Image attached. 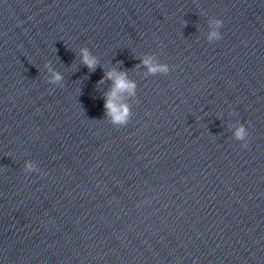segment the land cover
<instances>
[{"label":"clouds","instance_id":"clouds-1","mask_svg":"<svg viewBox=\"0 0 264 264\" xmlns=\"http://www.w3.org/2000/svg\"><path fill=\"white\" fill-rule=\"evenodd\" d=\"M222 22L216 21V25L219 26ZM218 33L213 31L210 33V39L213 37H217ZM82 54V63L86 65L89 70H94L98 65V59L92 55L87 48L81 49ZM142 63L148 67L149 72L155 73L157 71H167L166 66L164 65H156L153 64L150 57H146L143 59ZM106 78L111 80L112 87L111 89L105 94L104 100V108L106 110V115L112 118V122L115 124H127L128 118L130 115V109L127 105H123L119 103V97L122 93H129L134 94L135 83L130 81L127 78L126 72H117L115 68L106 72ZM53 82L60 81L62 76L60 73L53 74ZM103 83V80L100 81ZM247 133L243 125L235 131V136L238 140H244ZM247 147V144L244 145ZM29 169L32 168L31 163L26 165Z\"/></svg>","mask_w":264,"mask_h":264}]
</instances>
